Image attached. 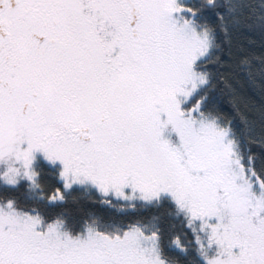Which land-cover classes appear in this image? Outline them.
<instances>
[{"label":"snow or ice","instance_id":"snow-or-ice-1","mask_svg":"<svg viewBox=\"0 0 264 264\" xmlns=\"http://www.w3.org/2000/svg\"><path fill=\"white\" fill-rule=\"evenodd\" d=\"M0 264H264V0H0Z\"/></svg>","mask_w":264,"mask_h":264}]
</instances>
